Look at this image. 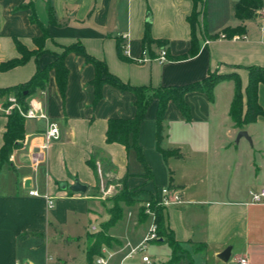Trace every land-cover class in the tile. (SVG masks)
<instances>
[{"label":"crops","instance_id":"crops-1","mask_svg":"<svg viewBox=\"0 0 264 264\" xmlns=\"http://www.w3.org/2000/svg\"><path fill=\"white\" fill-rule=\"evenodd\" d=\"M238 1L204 0L205 13L197 18L198 52L175 61L191 47L187 19L195 7L192 0H0V65L21 59L15 43L33 53L42 28L48 33L41 54L0 71V88L28 82L62 48L80 44L130 87H183L217 71L236 73L243 93L247 68H264V0L262 9L243 22L234 17ZM47 4L55 24L49 22ZM30 7L39 25L31 21ZM195 8L199 11L201 4ZM237 27L245 29L243 37L220 38L225 29ZM161 48L166 50L165 63L155 60ZM64 64V93L50 72L45 91L29 99L46 119L26 120L23 141L12 151L9 165H0V264H95V257L91 263L87 259L88 236L108 219L110 204L97 197L98 174L89 161L104 182L129 191L153 196L162 188L177 190L181 204L164 209V223L181 245H205L204 252L191 255L194 264L209 259L222 264L218 254L226 247V261L238 264V258L245 257L250 264H264V201L250 204L249 198V192L264 190V116L242 130L234 127L229 118L234 82L217 84L211 99L200 91L185 94L189 119L173 102L167 104L159 147L176 155L167 159L156 150L157 103H150L137 139L151 174L146 177L132 148L109 144L105 137L109 120L135 117V95L104 85L94 105V67L74 53ZM257 102L264 113L261 84ZM6 124L0 111V149ZM49 124L57 127L59 139L50 142L44 158L36 162ZM239 131L248 134L251 146L243 138L235 143ZM74 181L88 187L84 195L70 192ZM46 198L54 200L53 208L47 207ZM139 204H122L121 219L109 228L113 241L101 251L111 254L107 264H141V253L125 258L150 225L148 216L140 217ZM144 254L160 264L170 258L171 249L151 241Z\"/></svg>","mask_w":264,"mask_h":264},{"label":"trees","instance_id":"trees-1","mask_svg":"<svg viewBox=\"0 0 264 264\" xmlns=\"http://www.w3.org/2000/svg\"><path fill=\"white\" fill-rule=\"evenodd\" d=\"M194 6L199 2L201 4V9L192 11L191 15L188 17L187 21L191 29V47L187 55L177 57L174 60H186L193 57L198 52V42L196 40V27L198 24L197 18L200 15H204L205 7L204 3L199 0H192ZM29 8V7H28ZM31 21L34 24H38L35 13L32 10ZM262 9V3L260 0H239L234 7V17L239 21H246L252 19L257 11ZM46 12L49 18L50 24H55V19L52 11V7L47 4ZM245 29L242 27H237L234 29H225L222 35L226 38L243 37ZM48 38V33L42 28V37L36 41L38 51L28 52L22 45L15 43L17 51L21 55L20 60H13L5 64L0 65V71H7L14 67L20 66L26 62V60L34 54L38 56L43 52L44 41ZM160 46V45H159ZM74 53L84 59L88 64H91L95 70V77L91 82L94 88V101L93 104H97L101 99V90L104 85H110L117 88L123 92H131L136 97L135 102V117L129 120L116 119L109 120L107 123L106 130V142L116 143L122 145L126 148H132L136 153L137 159L143 166L144 175L149 177L150 170L147 167L144 157L142 155V150L138 146V130L139 126L145 118L146 110L152 101H156V150L162 156L163 159L176 156L173 152H168L161 150L159 147L160 135L162 130V123L164 119V114L166 111V106L169 102H173L177 109L180 111L185 119H189V109L185 104L183 97L185 94L195 91H200L205 93L211 99V91L213 88L223 82V81H233L234 82V96L229 109V118L234 124V127L242 130L246 125L253 124L259 117L264 116V113L257 102V90L258 86L264 85V68L250 67L247 68L248 72V82L244 92L242 93L240 80L236 73L230 74H219L217 71L212 72L208 75L206 79L201 82L190 84L183 87H170V88H134L123 84L117 78L112 76L106 67V64L102 61L96 60L86 54L84 48L80 44H74L62 48L60 54L55 55V60L43 68H37L36 72L32 78L24 83L19 84L9 88H0V102L2 103V108L8 106L7 99L9 96H13L20 107L25 111L28 108L29 99L35 94L42 93L45 91L49 74L54 72L55 81L60 93H64L68 71L64 64V59L67 55ZM149 94V95H148ZM7 117L6 129L3 134V145L0 149V165H9V157L12 151L20 146V142L24 139V126L25 119H23L17 111H13L11 115ZM90 167L93 169L94 173L97 174V168L89 161ZM152 195L144 191H129L124 185L116 195L108 199L110 205L106 208L108 213V219L101 224V229L88 236V246H87V259L89 263L92 259L101 254L102 248L104 246H109L113 239L109 236L108 230L112 227L122 216V204L131 206L136 203L149 202L151 204V209L155 213V223L157 225L158 239L154 240L156 242L167 243L171 249L170 258L162 264H176V254L180 248L181 243L174 239L173 233L169 230L164 223V207L158 205ZM140 217H145L143 211V206L139 210ZM193 248L196 250L199 248V252L205 251V245L192 244Z\"/></svg>","mask_w":264,"mask_h":264},{"label":"built area","instance_id":"built-area-1","mask_svg":"<svg viewBox=\"0 0 264 264\" xmlns=\"http://www.w3.org/2000/svg\"><path fill=\"white\" fill-rule=\"evenodd\" d=\"M203 2L204 0H199ZM224 36L221 35L220 38H223ZM207 43V42H206ZM124 54L126 55V48L124 47ZM159 63H165L166 60V50L164 48H161L159 50V55L155 59ZM8 101V106L6 108H2V113L6 116L11 115L13 111H17L20 116L25 119V120H30V119H46V116L42 113L40 108L35 106L33 102L28 103V108L27 110H23L20 105L17 103L16 99L13 96H9L7 99ZM59 139V132L57 127L54 124H49L48 130L45 132V144L40 148V152L38 157L35 158V161H40L41 159L44 158V151L47 148V145L52 142L56 141ZM98 179H99V185H98V199L105 201L110 198H112L114 195L118 193L120 190V185L114 184V183H106L103 181L101 178V174L98 170ZM30 196H37L36 192H29ZM154 201L166 208V207H171L175 206L178 204H181V197L180 193L177 190H173L170 188H162L158 192H156L153 195ZM249 198H250V204H261L264 201V190H259V191H251L249 192ZM46 204L49 209L53 208L54 206V200L51 198H46ZM143 205V211L146 216L150 218V225L148 228V232L145 235L143 241L135 246L132 247L125 258L127 257H132L135 254L141 253L140 257V262L141 264H153L151 261L150 257L147 254H144L146 252L148 243L151 241H154L158 239V234H157V225L155 223V213L151 209V204L149 202H145L142 204ZM111 257V254L108 253L107 255L100 254L95 257L94 263L95 264H107L109 259ZM238 264H250V261L245 258V257H240L237 260ZM13 264H20L17 261H14Z\"/></svg>","mask_w":264,"mask_h":264},{"label":"rangeland","instance_id":"rangeland-1","mask_svg":"<svg viewBox=\"0 0 264 264\" xmlns=\"http://www.w3.org/2000/svg\"><path fill=\"white\" fill-rule=\"evenodd\" d=\"M61 52V51H60ZM149 95V94H148ZM8 102V101H7ZM4 109V108H3ZM2 110V103L0 102V111ZM2 112V111H1ZM6 116V115H5ZM249 144V143H248ZM249 146H251L249 144ZM121 189V188H120ZM104 202H106L107 204H110L109 201L105 200ZM145 203V202H143ZM143 203H140V207L143 206L142 204ZM199 252V248L198 249H194L192 245H188V246H180V248L178 249L177 251V254H176V260H177V263L176 264H194V261L192 259V254L193 253H197ZM148 253V252H147ZM171 256V255H170ZM166 262V261H165ZM163 262V263H165ZM222 264H235L232 259L229 260V261H221ZM162 264V263H160ZM206 264H212V261L209 259L207 260Z\"/></svg>","mask_w":264,"mask_h":264},{"label":"water","instance_id":"water-1","mask_svg":"<svg viewBox=\"0 0 264 264\" xmlns=\"http://www.w3.org/2000/svg\"><path fill=\"white\" fill-rule=\"evenodd\" d=\"M242 138L246 140L250 145H252L251 139L245 131H239L237 133L235 138V143H238V141ZM68 189L72 194L84 195L88 187L84 184H81L78 181H74L73 185L70 186ZM229 255H230V247H226L221 253L218 254V258L221 259L222 261H226L228 260Z\"/></svg>","mask_w":264,"mask_h":264}]
</instances>
